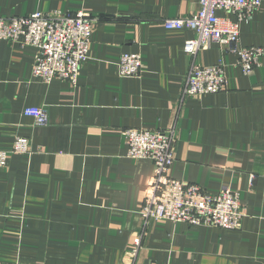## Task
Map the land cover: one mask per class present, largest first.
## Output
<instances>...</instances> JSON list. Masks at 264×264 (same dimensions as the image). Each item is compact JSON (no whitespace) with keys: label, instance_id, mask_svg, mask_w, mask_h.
<instances>
[{"label":"crops","instance_id":"crops-1","mask_svg":"<svg viewBox=\"0 0 264 264\" xmlns=\"http://www.w3.org/2000/svg\"><path fill=\"white\" fill-rule=\"evenodd\" d=\"M198 2L0 0V17L82 11L97 20L77 87L44 84L33 76L34 48L0 41V151L16 138L32 150L0 168V264H127L154 164L128 157L124 132L173 124L171 177L238 192L245 217L233 231L152 222L138 264H264V58L244 76L238 56L212 43L197 62L224 61L226 92L182 101L192 62L184 45L195 34L162 24L191 16ZM240 45L264 48V0L241 24ZM124 54L142 56L138 77L119 76ZM31 107L48 111L47 126L24 115Z\"/></svg>","mask_w":264,"mask_h":264},{"label":"built area","instance_id":"built-area-1","mask_svg":"<svg viewBox=\"0 0 264 264\" xmlns=\"http://www.w3.org/2000/svg\"><path fill=\"white\" fill-rule=\"evenodd\" d=\"M263 0H199L198 9L185 18L163 20L166 30L188 29L195 37L184 45V52L192 58L182 90V101L226 92L227 77L224 61L214 66L197 62L198 55L212 43L223 53L238 56L237 65L244 76H251L262 65L264 48H243L240 45V26L252 20L261 9ZM234 18H222L219 13ZM97 20L79 11L68 14L59 11L35 12L24 17H0V41L16 43L36 50L33 76L44 84L55 80L77 87L81 71L89 60L92 36ZM143 69L140 54H124L118 62L122 78H136ZM24 115L35 125L49 124L48 111L31 107ZM124 137L128 157L150 160L154 172L148 180L140 210L142 232L127 252V264H138L142 242L152 222L183 223L192 227L238 230L245 217L238 192L224 188L218 194L200 186L189 185L171 177L176 161L177 125L163 130H126ZM31 140L16 138L12 150L0 151V168L7 166L12 154H31ZM251 177V183L253 181Z\"/></svg>","mask_w":264,"mask_h":264}]
</instances>
